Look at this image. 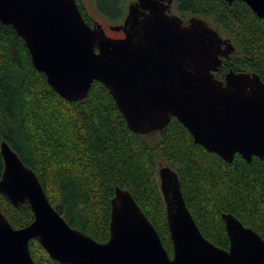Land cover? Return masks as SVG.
<instances>
[{
    "label": "water",
    "instance_id": "95a60500",
    "mask_svg": "<svg viewBox=\"0 0 264 264\" xmlns=\"http://www.w3.org/2000/svg\"><path fill=\"white\" fill-rule=\"evenodd\" d=\"M234 1L264 19V0H226ZM170 2L138 0L122 25L109 27L121 38L107 36L98 23L88 25L75 0H0V22L23 39L32 65L63 99L84 100L98 81L137 135L161 131L173 117L195 144L227 163L235 154L247 162L262 159L264 82L232 71L223 83L215 80L232 46L200 20L183 25L168 14ZM0 152V193L14 206L28 203L33 214L29 225L14 229L0 212V264H35L30 240L59 264H264V240L231 214H221L227 249L202 236L168 166L158 171V183L172 256L127 191L115 189L108 239L99 243L66 224L6 144Z\"/></svg>",
    "mask_w": 264,
    "mask_h": 264
},
{
    "label": "trees",
    "instance_id": "16d2710c",
    "mask_svg": "<svg viewBox=\"0 0 264 264\" xmlns=\"http://www.w3.org/2000/svg\"><path fill=\"white\" fill-rule=\"evenodd\" d=\"M75 1L91 25L81 1ZM104 2L95 0L96 8L112 19ZM173 2L182 14L212 18L233 38L238 54L223 61V72L254 74L264 82V19L241 1ZM157 139L151 146L146 135L131 132L98 81L84 100L60 97L32 65L23 39L11 25L0 22V145L6 144L36 175L49 203L70 228L106 242L110 202L119 188L131 195L172 256L157 155L176 173L186 208L209 242L228 247L222 213L233 215L264 240V157L247 162L235 154L227 163L195 144L173 117ZM3 169L0 152V179ZM0 212L14 229L33 220L28 203L14 206L1 193ZM28 248L35 264H59L36 240H30Z\"/></svg>",
    "mask_w": 264,
    "mask_h": 264
},
{
    "label": "rangeland",
    "instance_id": "374dc122",
    "mask_svg": "<svg viewBox=\"0 0 264 264\" xmlns=\"http://www.w3.org/2000/svg\"><path fill=\"white\" fill-rule=\"evenodd\" d=\"M118 0H105L104 5L106 6V12L108 16L112 17V19L109 18V20L104 17L96 8V3L95 0H81L82 5L84 6L85 12L87 13L88 17L91 19L93 23H98L101 28L104 30L105 34L107 36L111 37H121L117 36L114 33H112L109 30V27L112 25H118L126 12V8L133 0H121V2H118ZM117 7H120V9H117ZM168 14L171 16H174L178 18L183 25H187L191 19H197L205 23L208 27L216 31L219 36L227 40L229 44L233 45L236 47L235 42L233 38L228 35L226 32H224L214 21L212 18H206L202 16H193L191 14H182L178 12L176 8L175 2L171 0L170 5L168 7ZM115 17H118L117 19H114ZM122 17V18H121ZM120 19V20H119ZM235 53L238 54V50ZM146 141L151 145L154 146L156 145L158 139L157 135L155 133L146 135ZM164 164V162L160 159L159 156L156 155V165H157V170ZM165 165V164H164Z\"/></svg>",
    "mask_w": 264,
    "mask_h": 264
},
{
    "label": "flooded vegetation",
    "instance_id": "af4514ba",
    "mask_svg": "<svg viewBox=\"0 0 264 264\" xmlns=\"http://www.w3.org/2000/svg\"><path fill=\"white\" fill-rule=\"evenodd\" d=\"M81 1V0H80ZM137 3H138V0H133L132 2H131V4H129L128 6H127V8H126V12H125V14H124V17H123V19H122V21L117 25V26H120V25H122V23H123V21H124V19H125V17H126V15H127V13H128V9H129V7L130 6H137ZM136 8H138V7H136ZM190 22V21H189ZM93 25V23L90 25V26H92ZM188 25V24H187ZM112 33H114L115 35H117V36H121V37H123V34H122V32H112ZM219 35V34H218ZM111 37V36H110ZM121 37H111V38H121ZM221 38V37H220ZM222 39V38H221ZM223 41H226L227 43H229L227 40H224V39H222ZM231 45V44H230ZM232 46V51H231V53L230 54H228L227 56H225V57H221V66L218 68V70L216 71V72H214L213 73V78L215 79V80H217V81H219V82H224V77H225V74L227 73H225V72H223L222 71V63H223V61L225 60V59H227V58H229L230 56H233V55H235V53L237 52L236 51V47H234L233 45H231ZM222 48H224V46H222ZM158 132L159 131H156V132H153V133H155L156 135H158ZM150 134H152V133H150ZM149 135V134H148ZM164 167H166V165H162L158 170H157V179H158V171L160 170V169H162V168H164Z\"/></svg>",
    "mask_w": 264,
    "mask_h": 264
}]
</instances>
